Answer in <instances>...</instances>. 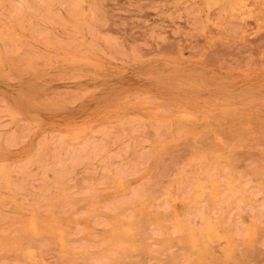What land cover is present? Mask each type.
<instances>
[{"label": "rangeland", "instance_id": "rangeland-1", "mask_svg": "<svg viewBox=\"0 0 264 264\" xmlns=\"http://www.w3.org/2000/svg\"><path fill=\"white\" fill-rule=\"evenodd\" d=\"M0 264H264V0H0Z\"/></svg>", "mask_w": 264, "mask_h": 264}]
</instances>
